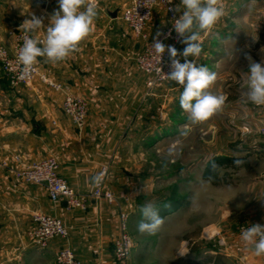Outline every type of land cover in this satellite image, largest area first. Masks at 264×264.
<instances>
[{
	"label": "crops",
	"instance_id": "1",
	"mask_svg": "<svg viewBox=\"0 0 264 264\" xmlns=\"http://www.w3.org/2000/svg\"><path fill=\"white\" fill-rule=\"evenodd\" d=\"M44 1L46 6L34 1L37 17H42L45 24L37 36L43 37L51 15L58 10V0ZM122 1L98 0L100 15L95 20V30L82 42L80 51L57 65L45 63L43 58L38 64L51 80L88 97L89 114L82 129L63 112L62 93L38 79L30 85L13 86L0 66V158L19 168L53 155L60 163V174L75 190L86 193L94 189L90 178L108 166L107 186L128 208L135 202L129 191L138 176L133 173V165L125 160L133 151L124 148V141L139 138L154 123L149 119L142 123L140 110L141 90L146 87L142 85L136 58L142 51L143 39L123 20L124 9L117 13L111 9ZM175 3L180 6V0ZM222 3L228 12L235 13L240 7L236 0ZM259 6L264 11V0H260ZM25 10L31 14L28 4ZM179 12L182 14V10ZM160 13L165 11L157 8L147 25L150 36L164 23L166 15ZM236 17L231 15L228 33L221 20L216 24V31H221L216 32V41L239 38ZM26 19L29 18L22 19L21 25ZM11 27L0 19V43L6 46L11 44ZM206 35L201 34V41ZM117 79L121 83H116ZM152 128L150 138L156 135V128ZM38 212L62 219L70 232L68 239L55 238L45 249L34 246L26 231ZM137 213L136 208L130 211L129 226H138L143 218ZM119 229L117 204L91 200L85 210H68L65 201L52 202L44 186L21 181L9 169L0 171V264H14L16 258L17 264H55L56 254L64 246L74 251L81 264H116L114 239ZM143 256L144 253L139 254V260ZM180 256L176 252L166 253L162 264H188ZM249 263L264 264V257L252 258Z\"/></svg>",
	"mask_w": 264,
	"mask_h": 264
},
{
	"label": "rangeland",
	"instance_id": "2",
	"mask_svg": "<svg viewBox=\"0 0 264 264\" xmlns=\"http://www.w3.org/2000/svg\"><path fill=\"white\" fill-rule=\"evenodd\" d=\"M131 2L123 0L111 9L122 12ZM236 2L240 6L237 12L226 9L220 20L228 33L230 17L236 15L239 38L216 41L220 30L216 31L215 25L202 39L201 55L188 57L197 66L217 73L210 90L228 98L223 111L206 122L192 124L179 105L183 88L169 80L149 88L150 76L140 70L142 85L146 87L141 90L142 123L152 121L156 135L150 138L154 129L151 126L139 138L124 141V148L133 151L125 160L138 176L129 191L135 202L128 209L136 208L140 217L141 207L149 202L158 210L169 204L177 207L161 216L164 224L155 235L140 234L137 226H129L133 239L131 264H162L164 254L169 252L194 264H216L218 256L225 264H250L252 258H257L243 244L241 230L251 224L264 225V107L247 102L244 96L249 63L245 54L257 63L264 62V45H257L260 38L264 43V11L260 0ZM26 4L31 14L25 12ZM37 9L34 0H0V19L12 25L11 29L16 28L22 19L38 16ZM164 14V23L154 34L169 24L170 18ZM142 42L144 47L145 41ZM184 47L182 44L178 52L182 53ZM179 57L184 62L183 56ZM118 79L116 83H121ZM173 145L177 154L169 157L168 150ZM224 157L246 158L250 166L222 169L227 174L223 179L229 183L215 186L204 178V171L210 163ZM17 262L16 258L12 263Z\"/></svg>",
	"mask_w": 264,
	"mask_h": 264
},
{
	"label": "clouds",
	"instance_id": "3",
	"mask_svg": "<svg viewBox=\"0 0 264 264\" xmlns=\"http://www.w3.org/2000/svg\"><path fill=\"white\" fill-rule=\"evenodd\" d=\"M182 15L172 23L177 38L185 47L180 53L172 45H166L159 38L166 35L157 31L153 38L154 53L162 59L165 53L170 60V72L164 74L169 81L175 82L183 88L179 97L180 108L188 115L192 124H200L210 120L223 111L226 100L223 94H215L210 89L217 80V73L206 66H197L188 57H199L203 51L201 34H210L220 18L224 15L222 0H180L176 11ZM99 15L98 0H58V10L49 19L44 38L37 39L32 33L45 28L42 17L31 15L21 26L24 31L23 45L18 50L17 60L22 66L20 79L30 78L35 66L43 58L45 63L57 65L66 61L71 55L80 51V45L95 30V20ZM183 56L181 63L178 56ZM248 60L247 86L244 96L247 102L264 107V62L257 63L245 54ZM161 70V69H160ZM177 154L176 146L168 150L169 157ZM244 164L236 159L234 165ZM221 166L212 163L213 172ZM106 171H100L90 178L89 184L93 188L103 185ZM143 219L138 223L140 234L155 235L163 226L164 219L158 214L157 207L151 202L140 209ZM241 240L245 247L255 257H264V225L259 223L241 230Z\"/></svg>",
	"mask_w": 264,
	"mask_h": 264
},
{
	"label": "built area",
	"instance_id": "4",
	"mask_svg": "<svg viewBox=\"0 0 264 264\" xmlns=\"http://www.w3.org/2000/svg\"><path fill=\"white\" fill-rule=\"evenodd\" d=\"M157 8L163 9L169 16V24L161 31L167 34L171 31V36L167 39L164 35L159 38L166 45H172L177 50L182 42L177 38L172 23L178 19L180 14L176 11L175 0H132L131 4L123 11V20L127 23L132 32L145 41L141 53L137 56L136 62L140 70L149 74L147 85L154 88L161 83L168 81L166 74L170 72V60L167 53L160 58L154 53L152 48L153 38L156 34L150 36L147 33V25L154 17ZM22 26V25H21ZM21 26L9 30L11 44L9 46L0 44V66L11 85H30L35 79L47 84L49 87L64 95L62 108L79 129L86 124L89 114L90 102L88 97L81 93L72 91L66 85L51 80L45 71H42L39 65L35 66V71L30 78L20 79L22 66L17 60L18 50L23 45L24 31ZM35 38L43 39V36ZM181 63L182 60L178 56ZM161 69V70H160ZM165 74V75H164ZM60 163L58 159L50 155L38 161L23 164L19 168H13L8 161L0 158V171L9 169L17 179L27 183L44 186L52 202L65 201L66 208L87 209L91 200H107L110 203L119 206V233L114 239V259L116 264H131L130 258L133 247V239L129 229L130 211L107 186L108 166L103 167L106 171L104 183L99 188H94L92 192H80L75 190L69 182L59 172ZM128 198L125 197V201ZM33 225L26 231L29 241L36 247L45 249L55 238L68 239L69 229L62 219L57 216L38 212L33 215ZM55 264H81L74 251L68 247H62L56 254Z\"/></svg>",
	"mask_w": 264,
	"mask_h": 264
},
{
	"label": "trees",
	"instance_id": "5",
	"mask_svg": "<svg viewBox=\"0 0 264 264\" xmlns=\"http://www.w3.org/2000/svg\"><path fill=\"white\" fill-rule=\"evenodd\" d=\"M257 45H259V46L264 45L261 38L259 39ZM236 159L243 160L244 164L240 167L235 166L234 161ZM212 163H210L209 166L205 169L204 178L209 180L215 186H221L224 183H229V181H226L225 179H223L224 177H226L227 174H226V172L222 173V169H226V168L231 167V166H235L236 168L249 167L250 166V162L247 161L246 158L224 157V158H221V159L214 161V163L221 166V168H219L217 170V172L214 173L212 170ZM178 203H180V201ZM175 207H177V206H174L173 204L172 205L169 204L167 206H164L163 208L158 210V214L160 217L164 214H169L174 210ZM220 258H221L220 256L216 257V264H225V262H222V260ZM211 260H208V262ZM188 264H194V262L188 261Z\"/></svg>",
	"mask_w": 264,
	"mask_h": 264
},
{
	"label": "water",
	"instance_id": "6",
	"mask_svg": "<svg viewBox=\"0 0 264 264\" xmlns=\"http://www.w3.org/2000/svg\"><path fill=\"white\" fill-rule=\"evenodd\" d=\"M35 2H37V3H39L40 5H42V6H46V1H44V0H34ZM17 26H20L21 25V23H18V24H16Z\"/></svg>",
	"mask_w": 264,
	"mask_h": 264
}]
</instances>
